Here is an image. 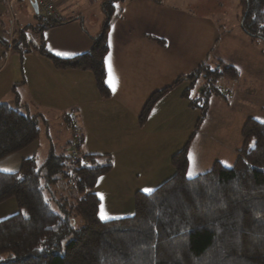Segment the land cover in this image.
Wrapping results in <instances>:
<instances>
[{
    "label": "trees",
    "instance_id": "trees-1",
    "mask_svg": "<svg viewBox=\"0 0 264 264\" xmlns=\"http://www.w3.org/2000/svg\"><path fill=\"white\" fill-rule=\"evenodd\" d=\"M128 1L103 2L106 18L87 53L64 59L44 44L41 53L59 67L93 71L100 92L109 96V29L119 5ZM241 6L243 32L253 42L264 41V0H241ZM60 22L49 18L40 28ZM222 69L220 63L214 69L205 61L187 77L155 92L140 123L183 79L191 82L183 96L192 107H200L202 87L191 97L197 81H214L225 74ZM225 70L236 77L234 67ZM206 108L207 99L189 140L172 157L175 173L150 193L137 192L133 215L108 220L100 217L95 186L111 170L112 158L81 151L83 135L71 111L65 118L74 132L71 153L51 149L39 164L35 152L23 158L16 171L0 170V204L14 199L18 208L0 219V264H264V121H245L232 166L217 161L210 170L188 177L190 146ZM41 121V114L20 104L0 102V161L38 145ZM59 181L66 182L67 191L57 189Z\"/></svg>",
    "mask_w": 264,
    "mask_h": 264
},
{
    "label": "crops",
    "instance_id": "crops-1",
    "mask_svg": "<svg viewBox=\"0 0 264 264\" xmlns=\"http://www.w3.org/2000/svg\"><path fill=\"white\" fill-rule=\"evenodd\" d=\"M32 1L11 0L10 10L6 1L0 0L6 8V11L0 9V102L20 104L24 110L44 117L41 138L48 140L42 142L48 143L46 151L49 152L55 150L54 139L61 135V130L52 131V123L57 121L62 129L63 120L66 122L69 113L75 111L74 124L83 135L81 151L112 158L110 172L99 179L111 176V171L133 177L134 181L137 179L138 186L131 190L135 204L137 192L151 189L147 184L139 183V176L172 175L175 172L172 157L184 147V141L189 140L201 116L200 110L196 113L198 108L192 107L189 99L183 96L191 85L188 79L180 81L160 98L146 122L141 124L145 105L155 92L172 85L179 77H187L215 52L220 35L218 26L197 16L192 3L182 6L168 0H131L120 4L109 29L110 49L105 58V69L110 95L104 96L93 71L59 67L41 53L40 47L44 44L49 52L64 59L90 51L106 18L105 0H52L58 14L53 18L61 22L37 29L38 36L34 37L25 30V35L34 40L22 39L28 47L20 48L17 36L14 49L7 53L12 25L23 29L27 24L40 27L46 20L42 17L39 24L32 22L33 16L40 15ZM16 7L21 11L30 8L26 23L16 13ZM198 92L197 84L191 97H196ZM234 108L226 102L223 111V118L230 117L233 124L239 119L236 122L238 133L232 140L235 145L228 142L229 147L224 148L225 152L230 149L233 162L242 144V127L248 119L241 115L238 105L235 112ZM202 128L203 124L192 143L197 134L202 133ZM65 136H70L68 131ZM27 150L1 160L0 170L16 171L23 158L35 153ZM154 171L159 172L155 174ZM98 189L95 186V191ZM118 200H107L113 202L109 207H122L116 203ZM102 202L103 199L101 205Z\"/></svg>",
    "mask_w": 264,
    "mask_h": 264
},
{
    "label": "rangeland",
    "instance_id": "rangeland-1",
    "mask_svg": "<svg viewBox=\"0 0 264 264\" xmlns=\"http://www.w3.org/2000/svg\"><path fill=\"white\" fill-rule=\"evenodd\" d=\"M168 1L170 3L174 2L175 4H182V6H186L184 3L195 4L196 10L194 13L197 16L210 20L216 24L220 31L219 42L215 48V52H213L211 56L208 55L204 61H206V63L214 69H216V64L220 63L223 67L221 71L225 74L219 78H212L214 81L211 82L208 79L209 77H203L197 81L199 89L202 87V93H198L202 96V100H200V107L196 109V113L198 110L201 112L206 99L207 108L202 133L197 134L196 141L192 143L193 146L189 155L190 165L187 170V175L188 177H193L210 170L214 163L220 161V159L223 160V162H221L227 166H232L235 162L231 159L232 154L230 149L227 148L225 152L224 148L226 146L229 147L228 142L235 145V141L232 140L235 138V134L238 133L236 122L239 119H236L233 124L230 117H228V119L223 118V111H225L224 107L226 102H229L231 106H235L233 109L234 112L236 111V106L238 105L241 109L239 110L241 115L264 121V41L257 40V42H252L250 38L244 34L241 28V18L243 13L241 0ZM0 4L3 5L1 2ZM1 5L0 9L6 11L5 6ZM15 9L16 13H19L21 19H23L24 23H26L25 17L26 14L31 11L30 8H28L27 11L18 10L17 7ZM41 20L42 16L36 15L35 17L33 16L32 22L39 24ZM27 25L25 30H29L33 35L32 37L38 36L36 30L40 28L39 25L38 27ZM25 30L22 35H24L29 41L31 37H27V35H25ZM29 31L27 32L30 33ZM22 35L18 33V41L19 44L21 43L20 48H24L25 46L28 47V44H25L26 42L22 40ZM33 40V38L30 39V41ZM206 40L207 39H205L204 42L207 43ZM228 67H234L236 70L237 75L235 78L231 74H226L225 69ZM218 69H221V67L218 66ZM63 123L64 127H62V129L59 128V123L57 121L52 123L53 132L61 130L59 138L57 137L54 139L56 142V146L54 145L55 152L61 153L65 149H68L69 153H71L73 128L71 126L69 127L65 120H63ZM67 131L70 134L69 137L65 136V132ZM45 140L46 138H41L40 145H35L27 150L28 152H37L39 164H43L45 162L49 153V151H46L48 143L43 144ZM65 140L68 141L65 143ZM184 142L186 143L187 141ZM102 161L103 159L101 162ZM190 171L193 173L191 176L188 174ZM158 172L159 171H154L155 174ZM174 173H172V175ZM111 174V176L104 177L102 180L98 179L96 185L97 189L99 188L96 192H98L99 197H103L102 205L104 212L111 218L133 215L135 213V204L133 199L134 194H132L131 190L132 187L138 186L136 182L137 179L134 181L133 177L127 178L121 173H118L117 175L116 171H111ZM161 175L162 174H160V176H156L154 174L140 175L139 183L143 184V186L147 184L151 187V189L157 188L164 182V180H166V178H170L168 176H172ZM147 179L149 180L146 181ZM110 188H113L114 191H108ZM57 189L59 191H67L68 185L65 181H59ZM102 189H104L106 193H104ZM115 198L119 199L116 203H118V205H122V207H109L110 205H113V202H109L110 199L112 201ZM17 210L18 208L15 200L9 199L6 204L0 206V219L10 216L11 214L17 212Z\"/></svg>",
    "mask_w": 264,
    "mask_h": 264
},
{
    "label": "built area",
    "instance_id": "built-area-1",
    "mask_svg": "<svg viewBox=\"0 0 264 264\" xmlns=\"http://www.w3.org/2000/svg\"><path fill=\"white\" fill-rule=\"evenodd\" d=\"M9 9L11 10V0H5ZM38 3L39 7V13L40 15L45 18H53L56 17L57 14V8L55 6V3L52 0H35ZM12 30L10 31V37L8 39V42L6 44V52L11 53V51L14 49L16 38L18 36V33L22 34L24 33L23 28L15 27V25H12ZM78 137V136H77Z\"/></svg>",
    "mask_w": 264,
    "mask_h": 264
},
{
    "label": "snow or ice",
    "instance_id": "snow-or-ice-1",
    "mask_svg": "<svg viewBox=\"0 0 264 264\" xmlns=\"http://www.w3.org/2000/svg\"><path fill=\"white\" fill-rule=\"evenodd\" d=\"M117 7H118V6H117ZM109 59H110V58H109ZM188 174H189V176H191L193 173L190 171ZM144 191L150 193V192L152 191V189H150V188H146ZM101 199H103V197H101ZM100 216H101V219H103V220H108V219L111 218L109 215H107V214L104 212V210H103V205H101V213H100Z\"/></svg>",
    "mask_w": 264,
    "mask_h": 264
},
{
    "label": "water",
    "instance_id": "water-1",
    "mask_svg": "<svg viewBox=\"0 0 264 264\" xmlns=\"http://www.w3.org/2000/svg\"><path fill=\"white\" fill-rule=\"evenodd\" d=\"M32 6L34 7L36 13H39L38 3L35 0L32 1Z\"/></svg>",
    "mask_w": 264,
    "mask_h": 264
}]
</instances>
